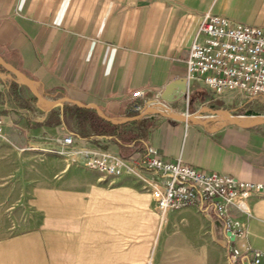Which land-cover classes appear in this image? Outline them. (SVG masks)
<instances>
[{
  "label": "crops",
  "instance_id": "0c3cea01",
  "mask_svg": "<svg viewBox=\"0 0 264 264\" xmlns=\"http://www.w3.org/2000/svg\"><path fill=\"white\" fill-rule=\"evenodd\" d=\"M207 11L264 27V0H0L1 59L33 79L45 98L95 103L127 123L123 144L113 134L77 132L63 115L75 103L33 105L17 74L0 64V140L31 147L69 131L77 145L125 157L152 145L168 160L264 182V123L221 120L223 99L202 77L169 102L178 118L147 108L167 83L187 75L189 48ZM137 90L144 96H134ZM14 125L23 127V138ZM144 185L140 173L111 176L86 167L66 181L0 182V264H232V246L264 253V193L244 207L228 205L235 225L228 238L224 218L197 205L160 216ZM21 188L33 190L31 212L12 206L20 199L13 190Z\"/></svg>",
  "mask_w": 264,
  "mask_h": 264
},
{
  "label": "built area",
  "instance_id": "2783aa9c",
  "mask_svg": "<svg viewBox=\"0 0 264 264\" xmlns=\"http://www.w3.org/2000/svg\"><path fill=\"white\" fill-rule=\"evenodd\" d=\"M186 62L188 85L191 78L202 77L206 87L215 93L264 95V27L207 11ZM133 95L143 97L144 92L137 90ZM151 105L179 116L162 99L161 92L149 100L147 108ZM1 107L0 104V134L6 124ZM132 108L140 110L143 106L134 103ZM63 142L81 155L82 164L89 170L111 176L143 174L144 187L151 192L162 217L171 210L197 205L204 212L215 211L224 218L226 232H233L235 225L228 205L235 203L244 207L252 194L264 193V182L203 170L181 158L168 160L152 145L143 147L139 156L125 157L103 147L77 145L73 134L64 136ZM229 260L232 264H264V253L252 247L232 246Z\"/></svg>",
  "mask_w": 264,
  "mask_h": 264
},
{
  "label": "rangeland",
  "instance_id": "374dc122",
  "mask_svg": "<svg viewBox=\"0 0 264 264\" xmlns=\"http://www.w3.org/2000/svg\"><path fill=\"white\" fill-rule=\"evenodd\" d=\"M14 76L19 79L18 75ZM23 84L27 93L32 97L34 94L31 85ZM225 93H233L234 95ZM220 98L223 99L221 108L228 107L235 116L240 117L242 120L253 117V115H264V97L262 96H243L237 92L229 91L220 93ZM32 104L37 107L49 108V106L40 104L38 100L32 101ZM32 115L36 116L35 112ZM217 115L224 122L231 121L222 113H217ZM67 121L72 129L81 132L82 128L77 125L73 118L68 117ZM13 127L12 130L19 133L20 138H23V127L16 125ZM68 134H70L69 131H64L61 136L55 135L56 140H49L42 144H37L39 143L37 142L31 147L24 140L14 141V145L10 141L0 140V182L9 180L27 182L70 180L72 170L85 169V166L82 164L81 155H77L72 146L64 144L63 138ZM13 191L19 193L17 197H20V199L14 201L12 206L23 207L24 205V209L31 212L32 206L28 202V197L32 195L33 190L21 188Z\"/></svg>",
  "mask_w": 264,
  "mask_h": 264
},
{
  "label": "water",
  "instance_id": "95a60500",
  "mask_svg": "<svg viewBox=\"0 0 264 264\" xmlns=\"http://www.w3.org/2000/svg\"><path fill=\"white\" fill-rule=\"evenodd\" d=\"M0 64L8 67L10 70L14 71L20 78V80L25 83V84H30L32 87V91L33 94L38 98V101L40 104H43L45 106H55V105H60V106H64L65 102H72L75 104H78V101L72 98H68V97H61V98H57V99H47L44 96H42V94L40 93V91L38 90L36 83L33 79L29 78L28 76H26L24 73H22L18 68H16L15 66H13L11 63L6 62L5 60L0 58ZM188 91V79L187 77H177L174 80L170 81L169 83H167L164 87V89L161 92V97L162 99L166 100L167 102H176L177 100H179L180 98L184 97L185 94ZM87 106H94L96 107L97 111L104 116L105 118H107L108 120L114 122V123H120V122H125L126 120H116L113 119L112 117L106 115V114H102L100 112L99 107L95 104V103H89L86 104ZM148 109H156L157 111L163 112L165 113V111H163L162 109H160L157 106L151 105L149 106ZM216 111L225 114L230 120L231 122L235 123V124H239V125H246L249 123H264V115L263 116H255V117H250L246 120H242L240 117L235 116L230 110L227 109H216ZM172 117H176L177 116L173 115V114H169ZM133 117H130L128 119H132ZM228 234H232V232H228Z\"/></svg>",
  "mask_w": 264,
  "mask_h": 264
},
{
  "label": "trees",
  "instance_id": "16d2710c",
  "mask_svg": "<svg viewBox=\"0 0 264 264\" xmlns=\"http://www.w3.org/2000/svg\"><path fill=\"white\" fill-rule=\"evenodd\" d=\"M30 99L31 102L38 100L35 95H33ZM67 112L69 117H74L76 119L78 125L82 129L87 130L88 128H90L93 132L92 135L107 136L113 134L117 137L120 143H125L123 142L121 137L123 136L122 128L127 123H114L102 116L95 108L89 106H79L76 104L73 106L65 105L63 108L64 117L66 116ZM90 136L91 135H86L83 137Z\"/></svg>",
  "mask_w": 264,
  "mask_h": 264
}]
</instances>
